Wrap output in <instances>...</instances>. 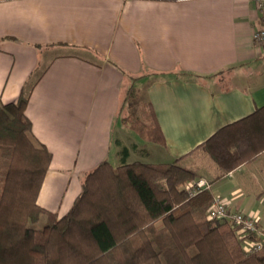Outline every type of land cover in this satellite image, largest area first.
Instances as JSON below:
<instances>
[{
  "label": "crops",
  "instance_id": "1",
  "mask_svg": "<svg viewBox=\"0 0 264 264\" xmlns=\"http://www.w3.org/2000/svg\"><path fill=\"white\" fill-rule=\"evenodd\" d=\"M262 27L253 0H0V101L27 96L31 132L51 153L37 204L65 214L85 173L102 161L120 164L112 139L135 143L125 141L126 125L113 133L123 70L139 76L134 85L164 139L143 141L128 161L178 159L208 178L228 211L254 213L264 228V151L223 176L195 151L264 106V43L252 40ZM246 165V177L233 180ZM247 183H259V191L235 197Z\"/></svg>",
  "mask_w": 264,
  "mask_h": 264
},
{
  "label": "trees",
  "instance_id": "2",
  "mask_svg": "<svg viewBox=\"0 0 264 264\" xmlns=\"http://www.w3.org/2000/svg\"><path fill=\"white\" fill-rule=\"evenodd\" d=\"M121 72L123 124L144 142L164 144L150 103L134 85L139 76ZM26 104L22 94L0 101V264H264V248L245 253L227 219L207 218L214 196L210 187L189 193L195 171L178 159L129 162L130 150L140 153L136 144L115 140L120 164L102 161L85 173L65 214L40 207L51 153L33 136ZM195 151L216 164L219 176L250 163L264 151V106Z\"/></svg>",
  "mask_w": 264,
  "mask_h": 264
},
{
  "label": "built area",
  "instance_id": "3",
  "mask_svg": "<svg viewBox=\"0 0 264 264\" xmlns=\"http://www.w3.org/2000/svg\"><path fill=\"white\" fill-rule=\"evenodd\" d=\"M258 12L264 13V0H253ZM252 40L256 44L264 43V27L255 29L252 32ZM210 183L204 178H198L189 185V193L209 187ZM208 219H227L235 230V235L241 242L245 253H252L264 248V228L258 225V216L254 213L240 211H228L227 202L214 197L207 211Z\"/></svg>",
  "mask_w": 264,
  "mask_h": 264
},
{
  "label": "rangeland",
  "instance_id": "4",
  "mask_svg": "<svg viewBox=\"0 0 264 264\" xmlns=\"http://www.w3.org/2000/svg\"><path fill=\"white\" fill-rule=\"evenodd\" d=\"M132 105H133V107H132V109H133L134 106H136L135 105V102H133ZM124 111H127V110L125 109V110L121 111L120 114L114 120V123H113V133H114V136H115V131H118L120 129L121 124L124 125L122 119H120V117H122V115L125 113ZM131 115H133V113H131ZM125 128H127V127H125ZM125 128H123V129H125ZM123 129H122V132H123ZM125 130H126V132L123 135L125 141H127V143H128L130 141V139H132L135 142L134 144H136L137 147H138V149L141 151L142 150V147H145L144 145H146L147 143H143V141L139 137H137L130 129L127 128ZM127 136L130 139H128ZM131 144H132V142L131 143H128L127 148L131 147ZM112 147L114 149L120 150L119 147H117V144L115 143V139H112ZM261 160L259 161V163L261 162ZM201 164H203L205 166V163L204 162H202ZM251 167H252V165H250V166L246 165L243 168V171H242L241 175H240V173H236L234 175L233 180H237L238 181L239 180V177L241 179H243L244 177H246V174L248 172V169L251 168ZM206 180H208V178ZM242 185L245 186L244 182L241 181V184L239 186L242 188L243 187ZM259 185H260L259 183L258 184L257 183H255V184L254 183H250V185H248V183H247V188L245 187L247 189V192H245V191H242V192L235 191L233 194L235 195V197L247 198L249 196V193H250V195H252L254 193V191H259ZM252 200H254L256 202L255 199L252 198ZM255 202H254L255 205L253 206L254 208L257 207V203H255Z\"/></svg>",
  "mask_w": 264,
  "mask_h": 264
}]
</instances>
